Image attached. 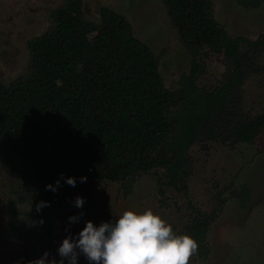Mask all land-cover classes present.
Masks as SVG:
<instances>
[{"label": "trees", "instance_id": "16d2710c", "mask_svg": "<svg viewBox=\"0 0 264 264\" xmlns=\"http://www.w3.org/2000/svg\"><path fill=\"white\" fill-rule=\"evenodd\" d=\"M164 2L192 53L176 89L164 81L159 54L125 15L102 6L100 21L89 20L83 0H65L52 10L54 28L28 41V72L10 85L0 81V155L35 182L34 204L59 200L92 178L133 186L141 172L161 167L167 173L161 191L181 187L193 173L190 148L196 140L235 145L254 142L264 130V109L252 115L243 107L245 79L264 49V32L257 38L232 35L218 21L213 0ZM207 48L227 62L213 89L197 81L206 71ZM68 177L76 178L75 186ZM236 196L248 205L250 186L243 184ZM213 220L198 208L177 232L191 234L203 258L210 253Z\"/></svg>", "mask_w": 264, "mask_h": 264}, {"label": "rangeland", "instance_id": "374dc122", "mask_svg": "<svg viewBox=\"0 0 264 264\" xmlns=\"http://www.w3.org/2000/svg\"><path fill=\"white\" fill-rule=\"evenodd\" d=\"M65 0H0V81L10 85L26 74L31 51L28 41L55 26L52 10ZM85 17L100 21L108 6L125 15L135 34L160 56L164 81L171 89L188 73L192 53L182 42L164 0H83ZM218 21L232 35L257 38L264 32V0L245 5L240 0H213ZM206 71L197 79L206 89L218 86L226 72L224 55L203 50ZM244 83L243 107L252 115L264 109V49ZM193 173L181 187L164 186V168L141 172L133 186L123 181L92 178L82 189H71L37 210L31 199L35 182L15 172L11 160L0 155V264H29L49 253L59 264L58 248L69 235L73 240L91 220L99 226L115 221L124 211L152 209L181 231L198 208L212 213L208 230L210 253L193 255L189 264H264V130L254 142L231 145L220 140H196L190 148ZM18 166L17 164L15 165ZM251 188L248 205L236 190ZM82 207L75 206L77 197ZM36 205V206H35ZM42 209L44 215L41 214ZM77 220L70 223L69 218ZM79 252V249H77ZM64 264H69L64 260ZM76 264H91L80 253Z\"/></svg>", "mask_w": 264, "mask_h": 264}, {"label": "clouds", "instance_id": "9594fccd", "mask_svg": "<svg viewBox=\"0 0 264 264\" xmlns=\"http://www.w3.org/2000/svg\"><path fill=\"white\" fill-rule=\"evenodd\" d=\"M87 177H81L85 182ZM66 182L75 186L76 178L68 177ZM59 186L60 181L56 182ZM49 190L55 191L53 185ZM83 197H77L76 207H82ZM47 206V202L37 205V210ZM77 217L69 218L70 223ZM198 241L191 234H177L173 226L159 213L148 209L138 212L128 209L114 222H102L99 226L89 220L73 240L69 235L58 248L61 257L59 264L67 259L69 264H76L78 255L84 254L91 264H189L198 251ZM79 249V252L77 251ZM49 253L29 264H57L53 258L48 260Z\"/></svg>", "mask_w": 264, "mask_h": 264}]
</instances>
